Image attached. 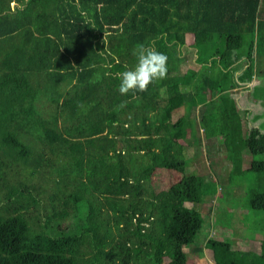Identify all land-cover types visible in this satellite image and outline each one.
Listing matches in <instances>:
<instances>
[{"label":"trees","instance_id":"1","mask_svg":"<svg viewBox=\"0 0 264 264\" xmlns=\"http://www.w3.org/2000/svg\"><path fill=\"white\" fill-rule=\"evenodd\" d=\"M261 1L0 0V172L39 177L46 153L59 163L58 179L41 181L49 205L26 184L5 195L0 264H198L206 250L214 264H264V229L257 250L241 251L222 239L198 245L195 222L226 169L225 185L264 212V131L246 124L236 98L204 110L212 92L264 72ZM188 33L201 76L179 68ZM140 44L168 57V75L121 95L119 73L135 67ZM198 124L223 136V152L207 158L212 176L200 162L198 174L187 170L179 142L184 128L200 136Z\"/></svg>","mask_w":264,"mask_h":264},{"label":"rangeland","instance_id":"2","mask_svg":"<svg viewBox=\"0 0 264 264\" xmlns=\"http://www.w3.org/2000/svg\"><path fill=\"white\" fill-rule=\"evenodd\" d=\"M261 8L263 9L262 13H264V6ZM256 62L258 65H261V63L264 64V59L256 60ZM254 65H256L255 62ZM192 66L193 65L190 66L189 62L184 64L183 68H189ZM251 82V86L249 85L246 87H241L237 91L240 96L237 99L236 109L239 111L240 116H242L243 119H246V124L248 123L249 125L256 120V122L260 125V129L264 131V72H252ZM184 90H186V88ZM220 96L236 98L237 94L232 93L231 89L222 91L219 94L212 92L210 95H208L209 101H212L210 103L206 102L204 106L205 115H209L210 111H217L212 107L219 105L220 102H216V98H221ZM39 103L43 104L44 107H47V103L44 100ZM184 107L185 106H181L180 108L176 109L175 112L170 114L172 122L176 121L178 117H181L184 113H186ZM197 120L198 118H196V121ZM198 127L200 128V136H195V130L191 131V127L182 129L181 139H179V142L185 146L184 151L187 153L191 163L187 170L198 174V169H196L193 165L194 162H200V166L202 165L204 168L206 167V173L212 176V173L214 172H211L208 168L207 158L217 159V154H221L220 152H223L224 146L221 142L223 136H212L210 138L205 137L203 136L204 133L201 130L202 125L198 124ZM23 135L26 136V134ZM33 138H36V135H33ZM199 138H201L200 146L197 144V140ZM33 141L35 143V148L38 151L44 149L42 142L38 140ZM211 154H214V156ZM243 154L245 157L244 164H247V161L249 160L248 152H243L242 155ZM57 161L58 160L54 155L46 153L39 177L34 175L28 176V172L16 174H13L10 171L0 172V203L4 202L5 195L8 196L10 193L17 192L16 187L19 184H26L29 189L33 188V194L42 192L43 200L45 201L46 205H49L51 203L50 194L52 193V187L51 185H41V181L45 182L46 179H58L59 176L57 174V170L59 169V163ZM193 167L195 169H193ZM228 176V170H222L220 176L214 180L217 184L216 190H218L216 197L210 199L206 196L204 198L206 204L198 208L199 213H197L195 216V222L198 228L197 232L199 234L197 237L198 245L203 247L208 239H222L229 242L233 249L241 251L257 250L258 246L252 240L257 239L263 234L264 212L250 209V207H248L247 199L236 189L235 186H230L229 184L225 185L229 179ZM206 178L208 177L206 176ZM220 185L223 188L221 196ZM12 200L13 201L11 203L16 201L15 197H13ZM0 205H2L1 210L5 216L7 215V211L8 213L12 212V204H9L12 208L7 207V211L3 203ZM208 207L210 208V211L207 213ZM26 213L28 214V211ZM32 215H34V212H29L26 218L30 220ZM54 219L56 220L57 218ZM64 220L65 224H69L70 220H73V218L69 216ZM112 232L114 233L115 231L113 230ZM209 253L210 252L206 250L201 260H198V264H214L209 256ZM162 260L163 259L160 258L158 259L159 264L160 262L162 264Z\"/></svg>","mask_w":264,"mask_h":264},{"label":"clouds","instance_id":"3","mask_svg":"<svg viewBox=\"0 0 264 264\" xmlns=\"http://www.w3.org/2000/svg\"><path fill=\"white\" fill-rule=\"evenodd\" d=\"M133 55L137 60L135 67L121 71L118 76V91L121 95L144 92L153 80H163L168 75V57L154 47L140 44L135 48Z\"/></svg>","mask_w":264,"mask_h":264},{"label":"crops","instance_id":"4","mask_svg":"<svg viewBox=\"0 0 264 264\" xmlns=\"http://www.w3.org/2000/svg\"><path fill=\"white\" fill-rule=\"evenodd\" d=\"M262 6L263 5V0L261 1L260 3V6H259V12H263L262 10ZM194 45V34L193 33H188L186 35V38H185V44L179 49V58H180V64H179V68L180 70L184 73L185 71L187 70H192L196 76H201V69L202 67L197 63V56H196V50L192 47ZM244 56L241 57L239 59V61H243L244 62ZM190 62V66L193 65L192 67H189V68H183V65L186 64V63H189ZM243 64V63H242ZM250 64L249 63H245L244 65V68ZM243 71V67L242 69H239L236 71V75L235 77H238L240 76V74L242 73ZM255 72V71H254ZM251 79V77H250ZM253 82V81H252ZM252 82L250 81L249 83L241 86V87H246V86H251L252 85ZM241 87L239 88H234V89H231V92L232 93H235L237 94L236 96V99H238V97L240 96V94L237 92ZM209 101V99H207V102Z\"/></svg>","mask_w":264,"mask_h":264}]
</instances>
